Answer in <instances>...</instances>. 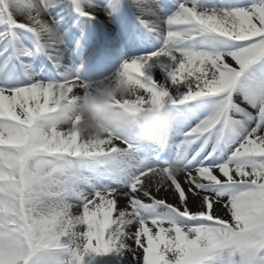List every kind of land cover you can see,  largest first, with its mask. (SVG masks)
<instances>
[{"label": "snow or ice", "instance_id": "snow-or-ice-1", "mask_svg": "<svg viewBox=\"0 0 264 264\" xmlns=\"http://www.w3.org/2000/svg\"><path fill=\"white\" fill-rule=\"evenodd\" d=\"M129 2L151 48L91 83L72 30L124 0H0V264H264V0ZM113 80L136 95L81 139L61 106ZM146 105L161 147L127 130Z\"/></svg>", "mask_w": 264, "mask_h": 264}, {"label": "bare ground", "instance_id": "bare-ground-1", "mask_svg": "<svg viewBox=\"0 0 264 264\" xmlns=\"http://www.w3.org/2000/svg\"><path fill=\"white\" fill-rule=\"evenodd\" d=\"M164 2L170 7L168 0ZM95 3L106 8L108 0H95ZM136 15L129 0H124L120 11L115 15L107 16L101 12L94 20L84 24L82 38L79 27L72 30L75 38L80 40V49L73 57V62L78 67L83 65L82 79L91 83L106 79L113 76L125 60L150 50L152 41L138 23ZM118 40L124 45L123 52ZM99 48L101 50L97 52ZM133 52L136 54L131 55ZM120 205L123 206V201H120ZM108 257L118 260L117 264H135L131 256L120 258L111 254Z\"/></svg>", "mask_w": 264, "mask_h": 264}, {"label": "clouds", "instance_id": "clouds-1", "mask_svg": "<svg viewBox=\"0 0 264 264\" xmlns=\"http://www.w3.org/2000/svg\"><path fill=\"white\" fill-rule=\"evenodd\" d=\"M136 95L133 85L120 81H105L94 86L86 95L74 99L72 105L61 106L68 111L72 120L79 123L69 126V130L81 139L99 141L116 126L114 119L117 101L130 99ZM127 130L135 133L136 140L144 145L161 147V138L171 127L168 114L160 108L146 105L135 116L129 117ZM173 174L179 175L178 164L170 165Z\"/></svg>", "mask_w": 264, "mask_h": 264}, {"label": "rangeland", "instance_id": "rangeland-1", "mask_svg": "<svg viewBox=\"0 0 264 264\" xmlns=\"http://www.w3.org/2000/svg\"><path fill=\"white\" fill-rule=\"evenodd\" d=\"M119 41V40H118ZM122 52L124 51V45H122V41H119ZM136 52H133L131 55H135ZM116 259L108 256L104 257H95V256H90L85 258V264H117Z\"/></svg>", "mask_w": 264, "mask_h": 264}]
</instances>
